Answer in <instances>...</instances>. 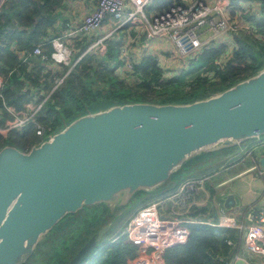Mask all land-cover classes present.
I'll list each match as a JSON object with an SVG mask.
<instances>
[{"label": "water", "instance_id": "95a60500", "mask_svg": "<svg viewBox=\"0 0 264 264\" xmlns=\"http://www.w3.org/2000/svg\"><path fill=\"white\" fill-rule=\"evenodd\" d=\"M263 135L264 67L193 102L88 111L28 151L7 143L0 148V264H24L43 236L84 207L114 216L137 193L163 192L193 157ZM255 160L264 168V153ZM238 199L228 193L223 207L235 208ZM111 226L94 232L66 264H84Z\"/></svg>", "mask_w": 264, "mask_h": 264}, {"label": "crops", "instance_id": "0c3cea01", "mask_svg": "<svg viewBox=\"0 0 264 264\" xmlns=\"http://www.w3.org/2000/svg\"><path fill=\"white\" fill-rule=\"evenodd\" d=\"M173 1L190 2V0H151L148 7L144 9V13L149 18L165 9ZM207 1L210 4H216L220 0ZM223 1L226 4L222 9V15L231 21L237 20L248 25L249 23L254 25V19L264 15L258 0ZM97 2L98 0H8L1 6L0 80L3 82V87H0V94L3 99H0V121H2L0 133H2L4 127L9 130L6 135L16 132L22 133L23 128L20 131L12 126L14 118L9 110L14 112L18 106L24 107L29 103L34 106L31 111L33 112L37 105L43 102L44 96L50 91L52 94L67 76V73H70L74 68L71 69L70 59L68 63H55L33 54L34 47L38 45L43 47L45 53L52 51V39L62 41L72 50L73 61L77 60L76 64L83 60L89 44L91 45L93 41L95 42L97 39L104 37L105 49H107L108 42H115L113 44L119 46H117L118 51L116 50L115 56L111 53L110 56L105 57L107 64H110V68L126 69L127 62L134 65L147 56L155 57L162 76L165 78L174 77L175 72L179 68L181 69V66L183 67L186 61L181 60L177 53L171 50V43L168 38H146L144 30L142 31L143 21L139 15L136 16L135 23L126 22L120 25L107 17L102 27L92 34L73 33L80 27L83 17L93 11ZM127 5L130 6V4ZM245 15L250 16V18L245 20L243 18ZM255 27H257L256 24ZM205 30L207 29L205 28ZM233 34L234 32H228L219 37H213L209 31L202 33V40H207L202 51L208 50V48L217 49L218 56L215 61L222 64L220 60L232 55L233 49L238 43ZM193 59H196V56ZM60 80L61 82L57 85ZM3 103L9 110L2 105ZM27 113L30 112L27 111ZM249 141H244L241 145L235 147L238 149L243 146H252ZM235 147L233 148L235 149ZM235 151H217L214 154L209 153L208 155L193 157L187 162L189 163L187 164L189 165L188 171L198 173L194 178L198 177L199 180L194 181L193 177L189 176L188 178L187 176L182 184L173 187L177 183V179H173L167 188L159 193L160 197L164 198L170 192L172 195L177 194L175 198L179 200L172 202L175 204L174 209L178 208L180 210V207L184 206V201L181 200L183 198L177 197L179 191L187 183V180L193 179L196 186L202 185L201 189L197 186L194 191L202 193L204 187L208 194L206 199L204 198L205 200L194 201L192 204H208V210H213L217 216L223 212L231 214L235 216L237 223L244 227L250 223L248 214L261 213L264 216V168L258 167L256 161L244 168L234 167L231 164H233L234 158L237 157ZM185 167H182L178 174L185 175L184 172L187 170L184 169ZM238 178H242L243 182L241 183L242 186L237 187L236 180ZM216 185L221 189L224 187L223 191L219 192ZM228 193H235L240 198V200H237L235 208L226 209L223 207V199ZM214 196L217 201H210ZM190 205L188 204L186 209L181 212L186 213ZM159 212L161 213L160 209ZM174 213L176 212L170 213L172 217L181 218L178 216L179 214ZM262 226L264 228V222ZM238 231L241 233L240 238H242L244 232L240 229ZM232 248H235L236 252L233 251L234 254L228 257L225 264H262L263 262L262 257L246 250L241 239Z\"/></svg>", "mask_w": 264, "mask_h": 264}, {"label": "trees", "instance_id": "16d2710c", "mask_svg": "<svg viewBox=\"0 0 264 264\" xmlns=\"http://www.w3.org/2000/svg\"><path fill=\"white\" fill-rule=\"evenodd\" d=\"M258 1L260 2L264 14V0ZM254 23L257 26L258 32L262 35L261 39H263L264 15L255 18ZM238 41L242 44L241 47L235 50L233 57L229 58L223 64H218L217 61H215V58L218 56L217 49H205L196 55V59L192 60L199 62V66L204 65L206 72L211 71L215 78L218 77L220 79V81L215 82L214 85L209 86V88L204 87L203 91L208 92L205 96H199L200 92L198 91V87L200 84H204L207 78H204V81H202L200 76L197 75L193 87L191 85L189 89L185 91L177 90L176 87L184 79L183 73L177 74L171 78L163 77L158 67L157 60L155 57L150 56L144 57L139 63L133 65L132 70L135 75L136 85L133 87H126L125 92L122 86H118L120 81L116 75H102L103 78L107 77L109 85L106 86L107 88L105 87L106 89L97 88L93 90L91 86L93 81V75H91L92 73L90 72L91 67L85 72L84 77L81 76L77 69L72 70L37 112L39 118L43 117L41 114L46 111V108L47 113L54 112L50 121L47 122V124L50 125L45 128V133L42 138H48L50 133L52 134L59 130L66 123L88 111H97L114 104L148 102V100H146V95L149 93V90H157L158 94L155 95V100L153 101L157 104L189 103L220 92L248 77L249 74L247 75L246 73H248L249 70H252L251 74L253 75L264 66V43L261 42V46L259 45L260 48H257L253 44H243L242 39ZM113 51L114 44L110 43L108 52L112 53ZM78 85L84 87L86 91H79ZM170 86L174 88L170 93H167L166 89ZM159 93H165V96L161 97ZM53 100H60L59 107L54 104ZM26 105L27 106L24 107L18 106L15 108L14 112L22 113L21 115L26 114L27 111L31 112L34 106L29 103ZM38 117L36 116L37 119ZM1 122L2 121H0V125ZM23 129L22 133L15 131L16 133L14 134L6 135L9 130L7 127H4L2 133H0V148L10 143L17 146L20 150L26 151V149L24 150V147L21 146L23 144L20 142H22V138L28 135H34L35 130L32 124L26 125ZM209 153L214 154V152H208L200 155H208ZM187 164L189 163H186L184 167L187 166ZM178 172L179 171L173 176L178 174ZM183 198L184 206L180 207L181 211H184L188 204L191 205L186 213L182 212L183 214H179L178 216L181 218H198L204 221V223L189 224L190 235L188 240L184 244L165 249L162 253L164 261L167 264H225L228 257L234 254L233 251L236 252V249L232 248L227 243V240L231 239L237 245V242L241 239L240 232L235 228H223L213 225L212 223L215 224L217 221V215L213 210H208V204H192L194 201H203L205 197L201 192H185ZM146 204L147 203H145V205ZM163 204L166 205V210L168 212L175 208V204L172 201H165ZM178 204L176 205L179 206L180 204ZM160 211L162 212L161 207ZM107 216H109L107 209L100 206L84 207L77 213L68 215L54 231L48 235L50 240L48 241L47 239L45 242H48L51 252L47 255L46 259L40 258L39 264H66L72 255L94 232L105 225V223L107 224V221H109ZM100 249L91 256L86 264H132V260L137 252L136 245L128 242L125 243L122 238L108 243L101 250ZM24 264H30V262L27 260Z\"/></svg>", "mask_w": 264, "mask_h": 264}, {"label": "built area", "instance_id": "2783aa9c", "mask_svg": "<svg viewBox=\"0 0 264 264\" xmlns=\"http://www.w3.org/2000/svg\"><path fill=\"white\" fill-rule=\"evenodd\" d=\"M6 1L8 0H0V8ZM150 3L151 0H98L93 11L83 17L80 27L73 33L92 34L102 27L107 17L120 25L126 22L135 23L136 16L139 15L143 21L142 31L144 30L147 39L168 38L171 43V50L175 51L181 60L188 61L200 53L203 46L206 45L205 41L207 40L201 38L204 32L209 31L213 37H219L228 32L248 33L250 30L256 29L255 24L249 23L248 25L224 17L222 9H224L226 3L223 0L218 1L216 4H210L207 0H191L187 3L172 2L165 9L148 18L144 13V9ZM127 4H130V6ZM51 45L53 50L49 53H45L43 47L38 45L34 47L33 54L55 63H68L72 50L58 39H52ZM104 48L103 37L89 45L87 50L92 49V51H95ZM132 65L131 62H127L126 68L131 70ZM60 82L61 80L57 85ZM0 87H3L1 80ZM50 94L51 91L44 96L43 102L38 104L33 112L25 115L12 112L3 103L2 105L9 110L14 118L12 126L21 128L30 123L34 126L36 134L43 137L45 129L37 122L36 116ZM0 99H3L1 94ZM189 184L191 190L185 191ZM196 188L197 186L193 182L185 183L179 194L183 198L185 192L194 191ZM157 205L158 202L155 201L143 206L128 219L123 230L126 242L136 245L137 249L138 245L143 247V250L137 251L132 264H166L162 259L163 251L175 245L184 244L188 240L190 235L189 224L204 223L199 219L162 215L158 211ZM248 216L250 223L246 227L238 224L235 216L226 212L220 213L217 216L216 223L212 224L223 228L240 229L244 232L241 238L244 247L247 251L262 257V264H264V228L262 226L264 216L261 213H251ZM227 243L231 247L236 245L231 239L227 240Z\"/></svg>", "mask_w": 264, "mask_h": 264}, {"label": "rangeland", "instance_id": "374dc122", "mask_svg": "<svg viewBox=\"0 0 264 264\" xmlns=\"http://www.w3.org/2000/svg\"><path fill=\"white\" fill-rule=\"evenodd\" d=\"M173 2H176V1H173ZM182 3H187V2H182ZM148 5H147V7H148ZM260 9H262V7H260ZM243 18L246 20V19H249L250 16L245 15ZM233 37L237 38V40L242 39L243 40V44H247V45L253 44L257 48H260V46H261L260 43L261 42L264 43V38L261 39L262 35L258 32L257 27H256L255 30H250L248 33L236 32V33L233 34ZM113 43H115V42H113ZM109 45H110V42H108L107 49L104 48L103 50L102 49H96L95 51H92V49L91 50H87L86 49V52L84 53V56H83V60L80 63H78V64H76L77 60L73 61V52L71 51V54H70L71 69L74 67L72 70L77 69V71L80 72L81 76L84 77L85 72L91 67V71L93 73V81H92L91 86H92L93 90H95L97 88L104 89L106 86L109 85V83L107 81V77L103 78L102 75H104V74H107L109 76L110 75H112V76L116 75L118 77L119 81H120L118 86H122L124 88L123 91L125 92L126 91V87H128V86L129 87L130 86L133 87L134 85H136V83H135L136 82L135 81V75L133 74V70H132L133 69V65H132V69L131 70H128V68H126V69L110 68L109 67L110 64H107V62L105 60V57L106 56L108 57L111 54V53L108 52ZM241 45L242 44H240V42L238 41L237 45L233 49V53H234L235 50H237L239 47H241ZM117 46H118L117 44L114 45L115 51L112 52L114 56L116 54L117 48L119 47V46L118 47ZM105 47H106V43H105ZM87 48H88V46H87ZM104 54H105V56H103ZM263 56H264V54H263ZM231 57H233V54L228 56V57L223 58L222 60H220V63H222V64L225 63ZM192 59L186 61L184 63V65H183V67L181 66V69L180 70L178 69L175 72V75L183 73V76H184L183 81L180 84H178L176 89L180 90V91H185V90L189 89V86L192 85V87H193V85L195 84V78H197V75H198V76H200L202 81H204L203 80L204 78H207L206 81H204V84H200L199 87H198V91L200 92L199 96H205L208 92H204L203 91L204 87L209 88V86L214 85V83L220 81V79L218 77L215 78L213 72H211V71L210 72H206L205 71V66L204 65L199 66L198 65L199 62H197V61H192L191 62ZM262 68H260V69H262ZM251 71L252 70H249L248 73H246V74L247 75L249 74L248 76H251L252 75ZM68 74H69V72L67 73V75ZM78 86H79V91H81V92H83L84 90L86 91V89L84 87H82L80 85H78ZM173 88H174L173 86L167 87L166 92L170 93V91ZM156 94H158L157 90L156 91L149 90V93H147V95H146V100H148V103H154L153 101L155 100V95ZM164 94L159 93V95L161 97H164L165 96ZM53 102H54V104H56L59 107L60 100H56V101L53 100ZM62 104H63V100H62ZM53 114H54L53 111L51 113H47V108H46V111H44L43 114H41V115H43V117L39 118L37 116L38 117L37 122L41 126H43L44 129H45L47 126L50 125V124H47V122L50 121V118L53 116ZM22 128H24V126L21 127V128H17V129L21 131ZM34 130H35V128H34ZM42 139H41V136L37 135L36 132H34V135H28L27 137L22 138V142H20V143L23 144L21 146L24 147V150L26 149V151H28L31 147L39 144L40 140H42ZM263 140H264V135L262 137L258 138V139L250 140L249 143L252 144V146L251 145H248L246 147L243 146V147H239L238 149H237V147H235V149L233 147H231V148L227 147L228 149H224V150H221V151H232V152H234L236 150L235 153H237V155H236L237 157L234 158L233 164H231V165H233L234 167L237 166L238 168H242V167L244 168V167L248 166L249 164L253 163L254 161H256L255 160V156L256 155L264 153V141ZM241 144H239V145H241ZM188 168H189V165H187L184 168V169H187L184 172L185 175L182 176L180 174H176L175 176H173V179H177V183L174 184L173 187H177L180 184H182V182L185 180V178L187 176H188V178H189V176L194 178V176L198 174V173L195 174V172H193V173L189 172ZM197 180H199V178L195 177L194 181H197ZM194 181H193V179H189V180H187V183L188 182H191V183L193 182V184H195L196 182H194ZM242 182H243L242 178H238L236 180L237 187L239 185L242 186V184H241ZM197 186H199V189L202 188V185H197ZM190 187L191 186L189 184L186 187L185 191L186 190H191ZM216 189H218V191L220 192V191H223L224 187H223V189H221V188H219L216 185ZM203 191L204 192H202V194L204 195V197L206 199L208 191L206 189H204V187H203ZM175 197H176V195L173 197L171 192H170V194L168 196H165L164 198L160 197L159 193H157V192H154V193H142V192L137 193L136 196H133L130 199V202L126 206H124V207L122 206L123 208L122 207L121 208H117L115 210V212H114V214H115L114 216H107V218L109 220V221H107V223H111L112 226L106 232V234L103 236L102 241L98 244V246H97L98 249L96 250V252L100 248L102 249L108 243H112V242H114L115 240H117L119 238H122L123 242L126 243V240H125L126 238L123 235V230H124V228H125V226L127 224V221L134 213L138 212L142 208V206L145 205V203L149 204V203L155 202V201H156V203L158 202L157 209L159 211V209L161 207V209H162L161 214L165 215V216H172L170 213L171 212L173 213V211L176 212L174 214H180V213L183 214L181 212V210H179L178 208L177 209H173V210L168 212L166 210L167 209L166 205L163 204L165 201H177L178 199H176ZM177 197L180 198L181 195L179 194V196H177ZM181 200L183 201L184 198L181 199ZM210 201H217V198L214 196V197L211 198ZM240 235H241V233H240ZM52 238H54V237H52ZM47 239H48V241L50 240L49 236H47V235L43 236L41 238V240H40L39 244L36 246L33 254L28 258V262H30V264H39L40 263V258L41 259L42 258L46 259L47 255L50 254L51 250H50V247L48 245V242H45ZM138 250L139 251L143 250V247L141 245H138L137 251ZM136 254H137V252H136ZM90 257H91V255L89 256L88 259H86L84 261V264H86L89 261Z\"/></svg>", "mask_w": 264, "mask_h": 264}]
</instances>
